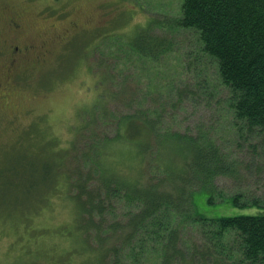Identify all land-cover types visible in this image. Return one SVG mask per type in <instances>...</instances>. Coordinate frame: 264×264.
<instances>
[{
  "label": "trees",
  "instance_id": "16d2710c",
  "mask_svg": "<svg viewBox=\"0 0 264 264\" xmlns=\"http://www.w3.org/2000/svg\"><path fill=\"white\" fill-rule=\"evenodd\" d=\"M161 28H187L197 33L201 50L216 61L218 77L228 90L237 138L250 147L257 146L255 139L264 145V0H183L180 15L149 17L137 24L128 40L130 48L155 59L166 55L172 46L169 37L156 33ZM107 89L112 92V87ZM95 103L101 112L109 110L103 107L105 102L96 99ZM86 123L75 127L74 136L89 125V121ZM165 123V116L148 106L135 112L122 110L116 117L115 141L127 142L143 163L150 156L149 164L164 174L155 176L160 179L151 184H143L141 176L129 179L104 165L110 146L106 135L97 156L92 153L89 158L98 183L90 187L80 175L61 172L66 148L52 147L50 154L42 152L43 146L20 152L10 167L1 170L0 177V227L13 236L5 252L7 264H26L32 258L39 264H119L122 257L136 254L132 249L135 244L153 247L147 246L145 237L154 235L155 230H166L160 222L166 211L178 216V224L167 236L161 234L159 244L165 249L162 252L159 248L161 264H212V259L218 264L220 259L212 258L210 247L198 254L199 246L190 243L187 257L179 250L177 232L181 227L206 222L217 235L230 231L236 234L229 247L231 255L236 254L232 264H264V190L252 196L247 194L248 189L222 196L217 178L240 182L243 176L237 160L220 152L217 140H212L211 126L199 124L196 134H189ZM48 142L55 145L57 140H46L44 145ZM75 142L73 138L68 145ZM240 146L235 143V152ZM42 158L49 160V165L40 164ZM244 168L246 177L248 167ZM62 188L64 193L74 191L69 196L73 211L68 219L55 222L47 216L53 210L51 199ZM112 192L113 196L109 194ZM118 195L124 202L137 204V208L129 207L126 215L118 216L117 204L123 202ZM218 204L248 213L208 217L206 213ZM193 227L197 233L201 231ZM113 235L116 240H112ZM127 244L129 248H125ZM13 248L19 253L12 252Z\"/></svg>",
  "mask_w": 264,
  "mask_h": 264
},
{
  "label": "rangeland",
  "instance_id": "374dc122",
  "mask_svg": "<svg viewBox=\"0 0 264 264\" xmlns=\"http://www.w3.org/2000/svg\"><path fill=\"white\" fill-rule=\"evenodd\" d=\"M182 4L183 0H0V36L4 34V21L16 16L22 25L19 39L35 45L36 52L44 56L38 63L29 54L26 62H21L22 67L18 66L17 73L10 76L0 55V177L1 170L10 167L20 152L43 146L42 152L50 154L52 147H58L67 149L60 168L63 174L80 175L89 187L97 185L96 174L88 163L92 153L97 156L106 135L110 146L105 149L104 165L129 179L141 176L143 184H151L160 179H154L155 176L164 174L149 164L150 156L143 163L134 148L127 142L115 141L114 136L116 117L122 110L135 112L148 106L165 116V125H173L182 132L196 134L197 125L211 126L212 140H217L220 152L237 160L243 176L240 182L228 177L217 178V189L220 188L218 192L222 196L244 189L250 191H246L249 196L261 194L264 145L255 139L257 146L250 147L237 138L228 90L218 77L216 61L201 50L197 33L187 28L156 29L157 34L170 38L172 46L170 52L157 59L139 54L129 46V37L137 24L149 17L178 16ZM102 91L106 93L104 96ZM96 99L105 102L103 107L109 109L107 113L100 111L99 104L95 105ZM84 123L85 127L74 136L75 127ZM73 138L75 145H68ZM46 140L57 142L44 145ZM235 143L241 144L237 152ZM39 162L49 165V160L43 158ZM174 164L171 165L179 167ZM98 187L101 193L103 187L101 184ZM63 190L51 199L53 210L47 218L55 222L68 219L73 211L69 196L74 191L64 193ZM109 194L113 196L114 192ZM118 198L121 199L119 195ZM122 201L115 210L118 216L126 215L131 210L129 207L137 208V204ZM225 205H213L206 215L217 218L248 213ZM177 220L176 214L163 212L160 222L166 230L161 233L155 230L154 235L145 237L147 246L153 247L146 249L135 244L132 249L136 254L131 252L122 257L119 264H161L165 250L159 244L161 234L167 236L178 224ZM193 226L201 231L197 233ZM227 233L217 235L210 222L188 223L177 232L179 250L187 257L190 243H196L198 254L210 247L212 258L220 259L218 264H232L236 254L231 255L229 247L233 246L236 234ZM150 238L155 240L150 242ZM12 239L0 227V264H7L5 252L9 251ZM129 247L127 244L125 248ZM15 250L18 249L13 248L12 252H18ZM237 252L240 253L239 246ZM26 264L39 262L32 258Z\"/></svg>",
  "mask_w": 264,
  "mask_h": 264
},
{
  "label": "flooded vegetation",
  "instance_id": "af4514ba",
  "mask_svg": "<svg viewBox=\"0 0 264 264\" xmlns=\"http://www.w3.org/2000/svg\"><path fill=\"white\" fill-rule=\"evenodd\" d=\"M2 29L4 34L0 36V55H2V63L9 71L10 76L17 73L18 66L22 67L21 62L23 60L26 62V57L29 54H33L38 63L44 60L43 53H37L35 45L19 39L22 25L16 16L7 18Z\"/></svg>",
  "mask_w": 264,
  "mask_h": 264
}]
</instances>
